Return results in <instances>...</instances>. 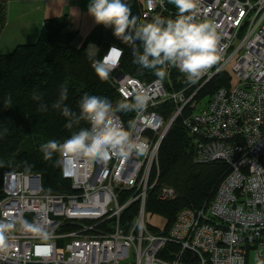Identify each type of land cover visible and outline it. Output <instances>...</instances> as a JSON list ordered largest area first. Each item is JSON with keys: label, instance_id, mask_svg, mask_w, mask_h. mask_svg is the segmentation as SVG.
Masks as SVG:
<instances>
[{"label": "built area", "instance_id": "1", "mask_svg": "<svg viewBox=\"0 0 264 264\" xmlns=\"http://www.w3.org/2000/svg\"><path fill=\"white\" fill-rule=\"evenodd\" d=\"M139 1L144 19L172 12L168 0ZM197 20L217 26L218 60L193 79L189 97L167 91L158 79L145 84L117 73L110 81L125 102L132 103L136 90L150 97L142 111L131 110L128 126L115 115L134 137L146 140V153L110 154L98 161L59 151L60 175L71 189L63 194H43L38 175L3 174L0 222L15 226L0 242V264H248L250 254L253 264H264V0H200ZM120 56L109 47L92 67L100 72L98 63L108 65V76ZM228 66L229 86L217 89L197 110L196 92ZM171 68L187 77L166 66ZM165 102L176 106L167 121L156 112ZM188 105L192 113L182 126L196 138L195 161H220L227 171L211 200L179 211L166 235L152 234L145 200L155 183L158 147ZM173 196L172 189L163 188L158 197ZM133 203L136 215L123 228L120 217ZM21 222L40 226L42 234L24 231ZM163 252L167 260L158 257Z\"/></svg>", "mask_w": 264, "mask_h": 264}, {"label": "trees", "instance_id": "2", "mask_svg": "<svg viewBox=\"0 0 264 264\" xmlns=\"http://www.w3.org/2000/svg\"><path fill=\"white\" fill-rule=\"evenodd\" d=\"M125 2L131 15L136 16L137 23L152 20L142 18L143 10L139 0ZM166 4L171 14L162 12L156 16L174 18L176 9L168 1ZM3 23L4 9L0 5V28ZM75 37L76 34L68 29L65 22L47 19L35 42L17 45L10 53L0 54V197L2 176L7 172L38 175L43 194L71 192L69 182L64 181L60 175L59 151L54 152L51 159L45 160L40 149V145L49 140L62 143L73 132L88 127V122L82 119L73 123L72 128L66 127L67 118L51 107L59 98L61 87L68 89V98L64 104L78 115L79 102L85 94L110 98L114 105L124 101L110 82L117 73L145 84L158 79L153 69L141 68L135 63L132 45L113 37L110 28L95 25L79 46L74 45ZM136 43L139 49V42ZM109 47L119 49L121 56L114 73L104 77L92 67V63ZM171 70L169 77L172 81L178 74L182 76L174 68ZM229 84V75L219 73L196 92L193 100L198 104L207 101L217 89ZM164 87L169 91L166 85ZM191 90L194 91L195 86L187 87L185 91ZM34 94H39L41 101H35ZM38 103L47 105L48 110L40 111ZM175 110V105L165 102L157 107L156 112L167 121ZM191 113L190 105L182 109L158 147L157 172L154 169L151 177L155 183L147 192L145 214L159 216L165 224L161 229L147 224L152 234L166 235L179 211L199 208L211 200L227 171L226 164L220 161H195L196 138L182 126L183 118ZM116 116L128 126L132 112H119ZM163 188L172 189L173 198L160 200L158 196ZM136 212L137 203H133L122 213L120 225L123 228L129 226ZM187 255L191 262H195L193 255ZM158 257L168 259L165 252Z\"/></svg>", "mask_w": 264, "mask_h": 264}, {"label": "clouds", "instance_id": "3", "mask_svg": "<svg viewBox=\"0 0 264 264\" xmlns=\"http://www.w3.org/2000/svg\"><path fill=\"white\" fill-rule=\"evenodd\" d=\"M168 3L176 9L174 18L154 16L151 21L137 23L125 0H88L87 14L94 24L110 28L113 37L131 44L135 63L141 68L153 69L158 79L166 77L165 66H176L191 81L218 60L217 26L210 21L197 20L200 0H168ZM97 69L102 70L99 74L105 77L110 70L102 63L97 64ZM67 98V87H61L59 98L51 107L67 118L66 127L72 128L73 123L81 119L87 121L89 127L73 132L62 143L49 140L40 145L45 160L58 151L98 161L107 160L110 154L127 158L133 153L147 152L146 140L134 137L115 119L119 112L142 111L150 100L144 91L136 90L132 103L119 101L115 105L110 98L85 94L80 99L78 115L64 104ZM33 99L39 102L41 96L34 94ZM38 109L46 112L48 106L38 103ZM14 226V221L0 222V242ZM21 227L26 232L42 234L38 225L21 222Z\"/></svg>", "mask_w": 264, "mask_h": 264}, {"label": "crops", "instance_id": "4", "mask_svg": "<svg viewBox=\"0 0 264 264\" xmlns=\"http://www.w3.org/2000/svg\"><path fill=\"white\" fill-rule=\"evenodd\" d=\"M87 4L88 0H0L4 9L0 54L10 53L17 45L35 42L47 19L65 22L76 34L74 45L79 46L96 25L87 14Z\"/></svg>", "mask_w": 264, "mask_h": 264}, {"label": "rangeland", "instance_id": "5", "mask_svg": "<svg viewBox=\"0 0 264 264\" xmlns=\"http://www.w3.org/2000/svg\"><path fill=\"white\" fill-rule=\"evenodd\" d=\"M229 69H230V66H228L225 70V72L228 74L230 72ZM165 70H166L167 75L162 81L164 82V85H166V87L168 88V90L170 92L174 91L176 93V92H181L182 90H184V97H186V95L190 94L193 91V90L185 91L186 88L193 82V80L190 81L189 79L183 78L182 76H180L178 74L177 77L175 76V80L172 81L171 78L169 77L171 75L170 73L172 72V70L166 69V68H165ZM178 84H180V85L178 88H176L178 86ZM205 102L206 101L199 103L197 110L202 108L204 106ZM145 221L147 224H149L150 226H153L157 229H161L163 227V225L165 224L164 219H162L161 217L156 216V215L146 214L145 215ZM130 263H131V260H125L123 262H120L119 264H130ZM248 264H253L252 254L249 255Z\"/></svg>", "mask_w": 264, "mask_h": 264}]
</instances>
